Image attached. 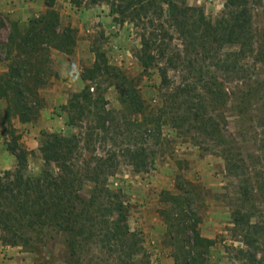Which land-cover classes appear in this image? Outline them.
Masks as SVG:
<instances>
[{
  "label": "trees",
  "instance_id": "16d2710c",
  "mask_svg": "<svg viewBox=\"0 0 264 264\" xmlns=\"http://www.w3.org/2000/svg\"><path fill=\"white\" fill-rule=\"evenodd\" d=\"M56 1L44 0L48 13L31 20L24 33H12L9 38L10 48L19 53L9 72L0 75V99L12 98L9 110H20L24 121L33 112L29 98L45 83L49 49L72 53L76 44L75 31L60 28ZM68 1L76 8L106 4L116 22L131 24L141 41V66L146 71L158 69L166 91L162 107L146 114L143 100L133 94L126 78L113 74L104 54L98 53L94 67L83 76L88 84L63 106L67 126L80 128L93 121L102 141L114 139L113 131L122 136L126 145L123 156L138 174L156 169L157 150L147 145L149 139L160 145L163 125L200 137L203 149L222 158L227 175L237 181L239 197L231 224L234 241L240 246L228 248L233 259L239 264H264V220H254L259 213L257 194L264 204V81L254 80L250 69V61L264 66V28L256 32L251 0H226L225 10L216 20L187 0ZM113 77L118 79L121 102L134 113L145 114L141 121L125 120L124 129L108 107L101 84ZM220 79L245 83L239 91L241 114L257 107L260 116L252 119L250 128L259 131L256 155L244 156L240 142L229 137L227 125L215 110L227 96ZM245 125L241 120L239 136L243 140L248 137ZM82 143L77 134H43L39 151L44 163L38 174L29 171V151L11 149L17 165L0 176L3 243L41 253L40 244L61 235L66 243L65 264H152L140 233L131 231L122 194L107 187L108 177L114 174L113 158H101L83 173L76 166ZM258 166L260 170L255 169ZM83 176L95 185L90 199L81 196ZM170 200L175 264H206L215 241L201 236L198 221L186 214L191 204L187 197L171 196ZM89 255L87 262L84 257Z\"/></svg>",
  "mask_w": 264,
  "mask_h": 264
},
{
  "label": "rangeland",
  "instance_id": "374dc122",
  "mask_svg": "<svg viewBox=\"0 0 264 264\" xmlns=\"http://www.w3.org/2000/svg\"><path fill=\"white\" fill-rule=\"evenodd\" d=\"M187 2L191 6L202 8L209 18L216 20L225 10L226 0ZM42 4L45 5L44 0ZM54 9L60 16L61 30L70 28L75 31L76 44L72 53L53 47L47 52L48 61L44 63L45 83L37 87L36 96H31L28 100L29 105L33 106L32 114L28 115L29 121L23 120L25 117H22L20 110H9L12 98L0 99V176L4 171L16 167L17 158L11 151L15 146L17 150L25 149L30 152L29 171L38 174L44 163L39 151L43 134L81 135L83 143L76 160L77 169L85 173L95 167L99 159L113 158L111 163L114 165V174L108 177L107 187L122 194L129 208L128 222L131 231L140 233L152 264H175V248L172 246L169 227L172 216L169 210L173 206L171 196L187 197L191 201L186 214L198 221L201 236L215 241V245L209 250L206 264H239L233 259L234 253L228 249L230 246H240L234 241L231 224L239 197L237 181L227 175L222 158L203 149L200 137L163 125L160 145H155L152 139H149L147 145L157 150L156 169L138 174L123 156L126 145L122 136L113 131L111 136L114 139L102 141V134L94 129L93 121H86L80 128L67 126L68 117L63 106L74 93L82 91L88 84L83 76L94 67L98 53L104 54L108 65L115 70L113 74L126 78V84L132 88L133 94L143 100L146 114L162 107L166 89L161 85L158 69L146 71L141 66L138 59L141 41L134 27L129 23L116 22L110 16L106 4H85L76 8L68 0H57ZM251 10L256 32L259 33L264 28V0H251ZM47 13L46 8L43 15ZM33 19L23 21L18 17H7L5 20L0 18V75L7 74L10 65L18 57L17 49L10 48L11 34L24 33ZM251 63L254 80L264 81V66ZM170 76L175 78L176 74L170 73ZM220 81L224 84L227 96L222 104L212 109L222 116L223 123L228 127L229 137L240 142L244 156L247 158L248 154L256 155L259 131L250 128L254 125L252 119L260 116L256 111L257 107L247 114H241L238 109L239 91L245 87V83ZM117 83L118 79L115 77L101 82L105 98L109 102L108 107L115 111L124 129L125 120L141 121L145 114H136L121 102ZM30 86L36 87L33 82ZM243 119L248 128L245 131L248 134L246 140L239 136ZM255 169L260 170V166ZM253 176L254 182L255 174ZM81 184V196L90 199L94 183L84 177ZM256 203L259 213L254 220H264V204L258 194ZM0 244H4L1 231ZM65 245V239L60 235L46 244H40V250H43L41 253L11 246L9 258L15 259L17 252H21V264H65ZM95 254L99 255V252ZM91 257H84V260ZM101 258L107 257L102 255Z\"/></svg>",
  "mask_w": 264,
  "mask_h": 264
},
{
  "label": "crops",
  "instance_id": "0c3cea01",
  "mask_svg": "<svg viewBox=\"0 0 264 264\" xmlns=\"http://www.w3.org/2000/svg\"><path fill=\"white\" fill-rule=\"evenodd\" d=\"M46 11L42 0H0V18L18 17L19 20L27 21L43 15ZM11 246L0 244V264H18L22 261L23 253L17 252L15 259H10ZM21 264V263H20Z\"/></svg>",
  "mask_w": 264,
  "mask_h": 264
}]
</instances>
